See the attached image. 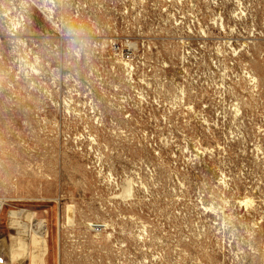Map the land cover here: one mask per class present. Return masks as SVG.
Listing matches in <instances>:
<instances>
[{
  "label": "rangeland",
  "instance_id": "rangeland-1",
  "mask_svg": "<svg viewBox=\"0 0 264 264\" xmlns=\"http://www.w3.org/2000/svg\"><path fill=\"white\" fill-rule=\"evenodd\" d=\"M0 203V264H264V0H0Z\"/></svg>",
  "mask_w": 264,
  "mask_h": 264
},
{
  "label": "bare ground",
  "instance_id": "bare-ground-1",
  "mask_svg": "<svg viewBox=\"0 0 264 264\" xmlns=\"http://www.w3.org/2000/svg\"><path fill=\"white\" fill-rule=\"evenodd\" d=\"M2 205H3V204L0 203V207H1V208H2ZM16 211H17V210H16ZM23 211H24L23 209H18L17 212H18V214H19L20 217L23 215ZM16 214H17V213H16ZM13 216H14V215H13ZM17 221H19V220H17V219L14 220V222H17ZM21 221H22V220H21ZM22 222H23V221H22ZM35 222H36V221H35ZM39 222H41V221H39ZM43 225H44V224H43ZM24 227H25V226H24ZM20 228H21V227H20ZM33 230H34V229H33ZM40 231H42V230H40ZM38 233H39V231H38ZM35 234L37 235V233H35ZM40 234H42V233H40ZM40 236H41V235H40ZM42 237H43V236H42ZM37 239H38V235H37V236H33V241H34V240H37Z\"/></svg>",
  "mask_w": 264,
  "mask_h": 264
},
{
  "label": "built area",
  "instance_id": "built-area-1",
  "mask_svg": "<svg viewBox=\"0 0 264 264\" xmlns=\"http://www.w3.org/2000/svg\"><path fill=\"white\" fill-rule=\"evenodd\" d=\"M1 209H2V208L0 207V213H1Z\"/></svg>",
  "mask_w": 264,
  "mask_h": 264
}]
</instances>
